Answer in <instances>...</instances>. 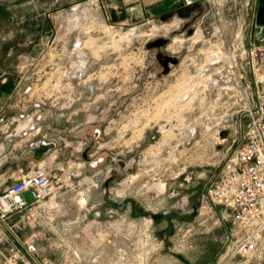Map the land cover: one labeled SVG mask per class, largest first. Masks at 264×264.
<instances>
[{
	"label": "rangeland",
	"instance_id": "rangeland-1",
	"mask_svg": "<svg viewBox=\"0 0 264 264\" xmlns=\"http://www.w3.org/2000/svg\"><path fill=\"white\" fill-rule=\"evenodd\" d=\"M90 1L58 0L49 8L48 23H39L38 37L28 41L21 35L31 26L19 21L26 11L0 10V100L15 93L20 63L40 54L47 34L58 48L55 56L61 58V77L68 75L67 83L74 79L69 72L79 60L73 46L82 42L93 64L90 74H95L94 83L113 89L111 101H99L103 113H98L94 104L90 111L85 110L90 106L89 95L72 106V101H65L67 113L79 112L74 122L65 125H80L75 135L91 145L92 157L79 152L70 157L71 149L66 148L53 163L52 157L38 163L35 154L24 153L20 176L32 169L34 161L53 170L54 175H62L72 188L79 182L83 189L91 187L88 203L96 204L101 216L93 222V212L86 216L76 209L84 224L77 229L80 232L73 237L74 243L68 242L85 258L84 264H156L157 258L167 254L178 257V264H221L228 240L220 237L223 219L218 210L222 208L216 206L215 214H210L202 205L229 155L227 147L214 144L207 134L188 144L185 124L178 120L177 129H172L174 120L165 112L173 102L158 105L151 101L152 93L142 101L147 81L154 86L162 76L169 84L173 80L172 68L186 55V37L207 29V24L201 23L206 6L195 5L188 11L180 7L173 14L140 23H115L103 1L85 5ZM215 1L224 19H245V0ZM77 4L83 6L74 12ZM158 41L163 45L155 46ZM177 109L179 114L181 107ZM96 128L99 132L93 136ZM48 148L40 147L37 152ZM8 167L0 179V190L9 185L7 178L18 168L15 164ZM70 209L69 216H73L75 210ZM55 221L60 224L61 215Z\"/></svg>",
	"mask_w": 264,
	"mask_h": 264
},
{
	"label": "built area",
	"instance_id": "built-area-1",
	"mask_svg": "<svg viewBox=\"0 0 264 264\" xmlns=\"http://www.w3.org/2000/svg\"><path fill=\"white\" fill-rule=\"evenodd\" d=\"M98 3L91 0L85 5ZM81 6L75 5L73 11ZM234 17L224 19L218 12L214 18L202 19L207 29L186 37V55L172 68L173 80L169 84L162 76L154 86L147 81L142 101L152 93L150 100L158 105L173 102L165 112L174 120L172 129H177L179 121L185 124L188 144L207 134L214 144L227 147L229 155L202 206L210 214L220 206L221 218L231 222L221 264H256L264 262V48L248 40L246 19ZM51 37H44L46 45L39 47V55L20 63L16 91L0 106V135L18 150L49 142L61 150L70 148V157L77 152L92 157L91 145L75 135L80 125H65L79 113H67L65 101H72V106L89 95L90 106L85 110L94 104L103 113L99 101H111L113 89L94 83L93 64L82 42L73 46L79 60L69 72L75 80L67 83L68 75L61 77V58L55 56L58 48L53 47ZM11 99L16 103L11 104ZM98 132L96 128L93 136ZM66 181L50 168L38 166L0 192V264H84L68 244L74 243L77 229L84 224L76 209L86 216L93 212V222H98L101 211L88 203L91 187L83 189L78 181L72 188ZM68 203L75 210L73 216H69L73 209ZM109 213L113 217V209ZM60 215L58 224L55 220Z\"/></svg>",
	"mask_w": 264,
	"mask_h": 264
},
{
	"label": "crops",
	"instance_id": "crops-1",
	"mask_svg": "<svg viewBox=\"0 0 264 264\" xmlns=\"http://www.w3.org/2000/svg\"><path fill=\"white\" fill-rule=\"evenodd\" d=\"M108 8V14L111 20L115 23H140L147 21L154 17H163L167 14H173L180 7L187 11L192 9L195 5L204 4L206 6V12L203 14L204 18H214L217 13L221 12L220 8H217V2L215 0H101ZM245 19L248 23L246 33L248 40L256 47L264 48V0H245ZM58 0H4L0 4V10H25L26 13L22 14L19 19L20 24H29L31 26L30 31L21 35L22 39L28 41L30 38L38 37V27L40 22L48 23L49 20V8L54 5ZM61 2V0H60ZM219 5V4H218ZM249 5V7H248ZM219 12V13H220ZM24 40V41H25ZM9 102V99H1L0 106ZM49 146L47 150L43 152H37L40 147ZM61 149H58L52 143H41L39 146L31 147L29 150L14 149L10 144L6 142L3 136L0 135V179L5 174V170L10 164L18 166L11 175L7 178L10 180L9 185L13 184L16 178L20 177L22 170V159L24 153L27 155L35 154V160L42 162L45 157L51 158L52 163L58 158ZM40 154V156H38ZM46 159V160H47ZM44 161V160H43ZM32 169L38 165L36 162H31ZM6 180V179H5ZM7 185V186H9ZM6 186V187H7ZM4 189V188H3ZM2 189V190H3ZM0 190V192L2 191ZM221 209L218 213L221 215ZM231 228V222L229 220H223L221 226L220 237L223 240L227 237ZM144 229V226H143ZM145 236V235H144ZM70 245V244H69ZM51 255V254H48ZM76 255L84 261V257L77 252ZM187 260V259H186ZM156 264H165V262H177L180 261L174 254H167L157 258ZM192 261V260H187ZM145 264V263H144Z\"/></svg>",
	"mask_w": 264,
	"mask_h": 264
},
{
	"label": "water",
	"instance_id": "water-1",
	"mask_svg": "<svg viewBox=\"0 0 264 264\" xmlns=\"http://www.w3.org/2000/svg\"><path fill=\"white\" fill-rule=\"evenodd\" d=\"M163 45V42L162 41H158V42H156V44H155V46H157V47H160V46H162ZM86 153H84V156L86 157ZM38 156H40V154H38ZM28 195H30V193H28Z\"/></svg>",
	"mask_w": 264,
	"mask_h": 264
}]
</instances>
